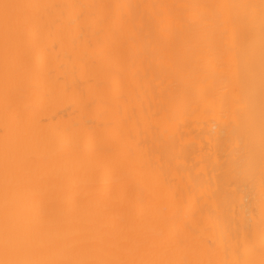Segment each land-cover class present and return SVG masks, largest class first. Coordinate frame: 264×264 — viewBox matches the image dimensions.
Returning <instances> with one entry per match:
<instances>
[{"label": "bare ground", "instance_id": "bare-ground-1", "mask_svg": "<svg viewBox=\"0 0 264 264\" xmlns=\"http://www.w3.org/2000/svg\"><path fill=\"white\" fill-rule=\"evenodd\" d=\"M7 2L45 7L12 44L7 91L0 34V187L5 143L47 138L68 155L48 174L86 169L77 188L165 242L158 257L227 264L255 237L259 259L264 35L242 6L260 0Z\"/></svg>", "mask_w": 264, "mask_h": 264}, {"label": "snow or ice", "instance_id": "snow-or-ice-1", "mask_svg": "<svg viewBox=\"0 0 264 264\" xmlns=\"http://www.w3.org/2000/svg\"><path fill=\"white\" fill-rule=\"evenodd\" d=\"M40 7L45 6L0 0L6 91L12 44L35 21L28 10ZM242 7L259 10V25L264 35V0L258 5ZM100 22L107 24L110 20L103 17ZM110 35L114 39L119 36L115 30ZM66 159L68 155L50 147L47 138L31 146L20 141L14 153L5 143L0 187V264H213L158 257L157 250L165 242L151 239L144 231L117 225L114 204L93 201L90 193L77 188L75 178L82 172L86 174V169H67L56 176L48 174L47 170L56 162ZM137 202L143 203L140 198ZM65 226L67 229L63 230ZM175 246L179 247V242ZM258 250L259 259H256L257 241L251 237L227 264H264V185ZM57 252L62 254L56 255Z\"/></svg>", "mask_w": 264, "mask_h": 264}]
</instances>
